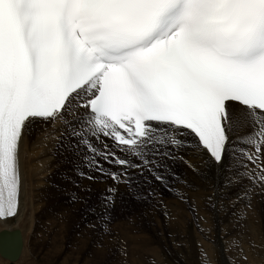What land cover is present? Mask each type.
<instances>
[{
	"label": "snow or ice",
	"instance_id": "6c2138e0",
	"mask_svg": "<svg viewBox=\"0 0 264 264\" xmlns=\"http://www.w3.org/2000/svg\"><path fill=\"white\" fill-rule=\"evenodd\" d=\"M78 108L84 161L112 181L105 233L119 187H167L186 149L231 158L228 185L250 200L242 181L264 189V0H0V221L19 214L34 124Z\"/></svg>",
	"mask_w": 264,
	"mask_h": 264
},
{
	"label": "bare ground",
	"instance_id": "6f19581e",
	"mask_svg": "<svg viewBox=\"0 0 264 264\" xmlns=\"http://www.w3.org/2000/svg\"><path fill=\"white\" fill-rule=\"evenodd\" d=\"M80 110L76 109L75 116L65 115V119L70 122L69 124H74L72 126L73 129L80 128V119L78 118H82L84 115V112ZM61 125L65 124L57 122L55 125H46L37 121L33 126L31 135L26 139L23 146L20 156L23 188L19 214L12 220L0 221V230L3 228L8 230L17 229L20 234L21 247L17 259L9 261L0 256L9 264L19 262L21 255H24L22 251L25 249V234L28 232L29 234L26 235H30L31 232L29 230L34 221V200H37L36 197L38 195L42 197L43 194L47 195L54 191V187L52 188L48 184L49 177L57 172L63 173L68 178L72 177L75 173V170H71L72 165L64 168V165L60 163H66L65 160L72 159L71 157L75 156L76 153H79L80 159H82L81 164L84 161L86 149L77 147L79 142L76 137L71 135V140L64 136H62V139L59 138L65 128ZM243 134V132L240 133V135ZM73 142H75L74 145L71 144ZM178 156H182L183 160L176 159L175 161L169 160L167 162L170 173L166 176V179H168V190L166 193L160 189L159 184L150 179V184L139 187L141 190L146 192L151 190L154 193L144 203V206H147V210L125 217V219L127 218L126 220H120V222L112 226L117 234L115 237L123 246L121 250H124L126 246L125 263L156 264L160 262L161 258V248H159L160 243L158 240L163 243L167 240H173L172 242L176 245L175 248L184 253L189 254L198 251V257L205 262L204 264H212L211 257H216L215 254L219 247L222 248L224 254V264H264L259 258L260 255L258 257L259 249L256 250L264 239H262V236L264 237V189L251 185L249 181L244 180L242 184L252 188L249 193L250 200H238L237 197L242 191L241 187L228 185L230 175L234 174V172L229 170L230 166H232L231 158L226 157L222 166H216L208 161L206 155L197 152L195 149L182 150L178 153ZM185 160L193 167H189L184 162ZM67 165L69 166V164ZM66 181L68 182L69 180ZM67 182L64 185H69ZM56 183L60 184L59 181H56ZM101 183H92L91 186L95 189L102 188L105 192V189L112 185L111 180ZM49 187L51 191H49ZM169 189L172 190L170 191ZM122 192L127 194V190L123 185L119 187V194L121 195ZM181 194L187 202L180 199ZM116 197L118 198V195ZM38 204L40 205V203ZM249 204L251 207H248ZM165 212L168 215H165ZM226 220L228 221L225 222ZM94 226L92 225L90 232L92 238H96L94 235L95 231L93 232L92 229ZM58 234L61 233L58 232ZM200 235L208 239L214 238L216 235L218 241L217 243L212 240H210V243L202 242L197 247L196 240H199ZM186 240L188 241L187 244H181ZM242 242L251 244L253 248L255 246L251 242L256 244L255 250L252 249L250 252L249 259L252 262L244 259L245 261L242 260L235 263L237 256L246 257L247 249L244 252V249L241 250L238 245L236 246V244H242ZM172 247H174L173 244ZM261 257H263V254ZM241 259L243 258H239V260Z\"/></svg>",
	"mask_w": 264,
	"mask_h": 264
},
{
	"label": "rangeland",
	"instance_id": "374dc122",
	"mask_svg": "<svg viewBox=\"0 0 264 264\" xmlns=\"http://www.w3.org/2000/svg\"><path fill=\"white\" fill-rule=\"evenodd\" d=\"M80 111L85 112L84 109H81ZM66 114L67 113H65V115ZM73 125L72 123L61 125L65 128L63 129L64 131L61 133L59 138L62 139V136H64L67 139L71 140ZM71 144L74 145L75 142ZM77 147L80 149L84 148L83 146L79 145V143H77ZM71 158L72 159L65 160L66 163L69 164V166L65 162H61L60 164L64 165V168H68L72 165L71 170H75L73 176L68 178L61 172L52 174L49 177L50 179L48 184L51 185L52 188L54 187V191L48 193V196L46 194H43L42 197L38 195L36 197L37 200H34L35 204L38 202L40 203V205L38 203L37 204L39 206L37 204L36 206H34L35 204L33 205L34 221L31 229L29 230L31 233L28 236L26 235L29 234L28 232L25 234V249H23L22 251L24 255H21L19 262L17 261L15 264H85V262H87L86 264L125 263V255L122 254V251L124 250H121L123 246L117 239V237H115L117 234L115 230H113L112 226L113 224L120 222V220H124L125 217H130L133 216L134 213H140L141 211L144 212L145 210H147V206H144V203L147 202L149 197L147 200L137 199L136 197H144L149 191L146 192L145 190H141L138 187L131 194L128 191L127 194L124 192H122L121 195L118 194V198L116 197L117 199L115 207L110 210V214L113 218L112 223L109 225L110 232L105 233L102 226V217L106 209L101 200V195L105 192L102 188L95 189L91 186L92 183L102 184L100 182L102 178L98 173L90 171L85 161H83L81 164L82 159H80L79 153H76V155ZM83 164L85 165L82 166ZM81 172L84 173L83 176L80 175ZM89 175L96 176L98 180H89L87 178ZM150 179L159 184L160 189L164 193H166V191L168 190L167 187H165L163 184L156 181L152 176L149 175V181ZM66 180L69 181L67 182ZM166 180L168 181V179ZM56 181H59L60 184L56 183ZM65 182H67L69 185H64ZM49 189V191H51L50 187ZM86 189H91V191H86ZM120 196L121 198H119ZM227 221L228 220H226L225 222ZM92 225H95L92 229L93 232L95 231L94 235L96 236V238H92L90 236ZM58 232H60L61 234H58ZM217 238L218 237L216 235L214 238L210 239L200 235L199 240H196L197 247H199L202 242L210 243V240L217 243ZM263 238L264 237L262 236V239ZM172 241L167 240L165 241V243H163L162 241L158 240L160 245H156H159V248H161V258L160 262H157L156 264L205 263L198 257V251L189 254H187L186 252L184 253L175 248L176 245ZM183 243L187 244L188 241L186 240L181 244ZM244 243L242 242V244H236V246L238 245L241 250L244 249V252L245 249H247L246 253L248 252V254L245 253L246 257L237 256L235 258V263L241 262L244 259L252 262V260L249 259L250 252L252 251V249L255 250L256 244L254 242H251L255 246L253 248L251 244L245 243V245ZM172 244L174 247H172ZM261 244L258 245L256 250L259 249L258 251L260 252H258V257L260 255L259 258L262 260L261 262L264 263V239L262 240ZM262 254L263 257H261ZM215 255V258H213V256L211 257V259L214 261L210 259L212 264H224V254L221 247L217 249ZM239 258L243 259L239 260ZM3 261L4 259L0 257V264L1 262L2 264H9L7 263V261ZM161 261H163V263H161Z\"/></svg>",
	"mask_w": 264,
	"mask_h": 264
},
{
	"label": "water",
	"instance_id": "95a60500",
	"mask_svg": "<svg viewBox=\"0 0 264 264\" xmlns=\"http://www.w3.org/2000/svg\"><path fill=\"white\" fill-rule=\"evenodd\" d=\"M0 256L8 260H14L20 252V234L17 229H1Z\"/></svg>",
	"mask_w": 264,
	"mask_h": 264
}]
</instances>
